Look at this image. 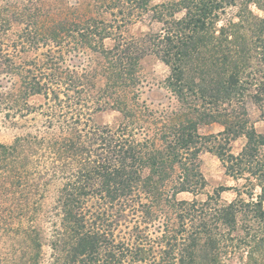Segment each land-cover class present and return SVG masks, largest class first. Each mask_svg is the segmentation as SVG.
I'll return each mask as SVG.
<instances>
[{"label":"trees","instance_id":"obj_1","mask_svg":"<svg viewBox=\"0 0 264 264\" xmlns=\"http://www.w3.org/2000/svg\"><path fill=\"white\" fill-rule=\"evenodd\" d=\"M107 1L45 22L31 0L0 1V114L22 129L0 143V231L19 264H264V132L235 111L248 95L264 123V0ZM145 16L157 32L125 35ZM149 56L174 106L140 100ZM107 110L115 127L96 121ZM203 151L234 181L229 202L222 187L196 199Z\"/></svg>","mask_w":264,"mask_h":264},{"label":"rangeland","instance_id":"obj_2","mask_svg":"<svg viewBox=\"0 0 264 264\" xmlns=\"http://www.w3.org/2000/svg\"><path fill=\"white\" fill-rule=\"evenodd\" d=\"M31 1H33L35 7L42 14L39 19L41 22H45L47 20L52 21L62 15H67L68 17L72 14H74V16L81 14L97 15V13L102 10L100 7L101 5H99L98 9L95 8V6L93 7V5H97L98 2L100 4V0H61L63 2L62 4L59 3V0ZM172 1L176 0H150L149 6L151 7ZM107 2H109V0ZM252 10L256 12L254 8H252ZM75 18L77 17H72L70 19ZM158 28H160L159 24L156 22H150L149 18L145 16L141 20H135L133 24L127 28L125 35L139 37L147 32H157ZM13 30H15V28H13ZM14 32L15 31H11L10 33ZM79 56L80 58L74 57L72 52V54L69 55V65L75 66L77 63L84 66V60H86V58H84L85 54L83 55L80 53ZM140 67L141 69L139 74L144 81L143 84L138 87L140 100L146 101L148 105L151 104L150 107L154 106L155 108H160V106H174L175 100L172 94L169 93L163 85L164 79L169 74L168 68L152 56L145 57L141 61ZM8 78V76H0V85L6 88L4 90L11 92L8 88L12 87V80H8ZM17 90H19V88H17ZM29 102L31 104L38 105L41 101L39 102L33 98L29 99ZM237 107L238 108L236 110L234 108L236 112H240V114L246 113L250 117L251 123L254 124L255 129L258 132H264V123L258 118L259 112L257 111V108L252 105L248 95L247 98H245L244 105ZM96 121L102 125L115 127L121 122V117L117 112L107 110L99 113L96 117ZM21 131L22 129L17 130L7 120L3 119L0 114V143L10 144L13 138ZM220 131H222V126L219 123H202L198 130L199 134L202 136L215 135ZM243 143V138L231 141L230 146L232 153L237 154L242 148ZM198 162L200 171L206 180V187L198 194L196 199L205 200L206 195H212L215 189L222 187L225 188V191L221 194V203L232 200L235 197L234 192L226 189L234 186V181L226 175L224 167L216 155L209 151H203L198 157ZM178 198L190 200L192 197L189 194H180ZM6 224H8V226L12 225L10 223ZM3 226L4 225H2V227ZM12 226H16V224H13ZM46 250L47 249H45V251ZM22 259L23 251L19 244L14 242L13 235L5 234L0 231V264H19ZM238 261L239 260L234 257L231 264H238Z\"/></svg>","mask_w":264,"mask_h":264}]
</instances>
